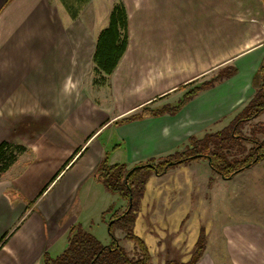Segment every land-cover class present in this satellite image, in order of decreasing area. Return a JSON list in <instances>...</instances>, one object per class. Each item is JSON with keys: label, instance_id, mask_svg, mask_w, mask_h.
<instances>
[{"label": "crops", "instance_id": "obj_1", "mask_svg": "<svg viewBox=\"0 0 264 264\" xmlns=\"http://www.w3.org/2000/svg\"><path fill=\"white\" fill-rule=\"evenodd\" d=\"M118 1L0 0V143L26 147L0 176V240L8 233L0 264H43L49 247L67 238L66 217L76 205L82 209L81 190L100 191L95 174L112 151L100 136L109 128L120 140L111 164L133 166L228 126L257 90L264 0H121L129 43L109 81L95 84L97 39ZM227 65L236 73L176 114L115 123L144 106L175 105L185 86ZM188 164L190 181L212 176L209 161ZM244 173V190L264 182V159ZM189 193L192 201L195 187ZM20 196L29 200L20 203ZM239 225L246 235L236 239L242 246L252 239L257 252L238 253L235 264H264V227Z\"/></svg>", "mask_w": 264, "mask_h": 264}, {"label": "rangeland", "instance_id": "obj_2", "mask_svg": "<svg viewBox=\"0 0 264 264\" xmlns=\"http://www.w3.org/2000/svg\"><path fill=\"white\" fill-rule=\"evenodd\" d=\"M230 67L227 65L217 71L213 70L208 79L200 81L198 84L212 80L229 70ZM192 87L194 85L185 86V89L189 90ZM245 106L239 112L243 111ZM261 114L262 117L259 118ZM261 114L255 115V117L254 114H247L249 119L239 123L242 136L264 140V129L261 126V124L264 125V111ZM41 124L43 121L37 122V125ZM113 127L115 126L100 136V139L107 143L108 149L112 150L107 153L110 164V160L117 159L116 154L113 156L115 152L113 150L115 144L120 141ZM112 134L114 138L110 140ZM244 144L247 148L253 146L252 142L245 141ZM187 146L185 145L180 151L187 149ZM190 146H193L192 143ZM189 153L190 151L178 153L177 157L189 155ZM164 161H170V158L159 157L153 162L161 164ZM171 162H176V160ZM188 163L190 161L170 166L163 174L151 172L142 198L140 201L138 200L134 232L148 246L151 263L188 264L187 262L192 257L198 240L202 236L205 239L204 252L195 264H235L238 253L253 254L257 252V247L252 239L247 240L248 246H242L236 239V235L240 234L241 237L243 234L246 235L242 232L244 231L243 226L239 225L243 222H253L264 227V190L262 188L264 182H251L253 185L245 188V191L241 182L246 179L245 170L232 178L223 179L212 169L211 177L209 175L205 181L196 183L193 180L190 181ZM208 167L211 169L209 165L206 166V169ZM130 168L132 167L129 166L127 169ZM199 168L204 170L205 166ZM138 175L141 174L138 173ZM98 182H100L99 193L95 186L92 194L87 192V188L81 190L79 199H81L82 209L76 205L67 215L66 220L72 221L71 227L82 225L106 244L108 241L111 242V236L108 224L103 219L105 218L107 221L113 215H121L128 207V200L122 198L120 194L108 190L102 179ZM193 187H195V199L190 201L189 191L193 190ZM11 196L15 197L17 193L13 192ZM79 199L77 198V204H79ZM28 200L20 196V203ZM111 206H113L112 210H110ZM239 221L241 222L237 224ZM125 234L126 232L122 229H116V236L127 253L131 257L138 258L140 256L139 245L133 240L126 239ZM68 235L67 238L63 237L54 246L49 247L48 254L50 256L56 257L60 254L67 242Z\"/></svg>", "mask_w": 264, "mask_h": 264}, {"label": "trees", "instance_id": "obj_3", "mask_svg": "<svg viewBox=\"0 0 264 264\" xmlns=\"http://www.w3.org/2000/svg\"><path fill=\"white\" fill-rule=\"evenodd\" d=\"M128 43L129 18L126 7L120 0L115 3L110 13L108 25L100 31L97 39L93 55V81L95 84L109 81V76L117 68ZM235 73L236 68L230 67L229 70L212 80L205 81L189 89L175 105H164L161 108L144 106L139 112L123 117L115 123L120 124L165 113L176 114L198 92L214 86L216 82L229 78ZM258 78H260V83L255 94L249 100L245 109L239 112L228 126L216 132L206 133L202 138L191 137L189 144L192 143L193 146L189 144L187 146L186 144L187 149L183 151L177 149L162 156L164 159L170 158V161L158 164L153 162L156 160V157H154L127 169L129 165L124 162L109 164L108 159H104L99 165L95 177L100 181L102 179L108 190L118 193L122 198L128 200V207L121 215H113L110 218L111 221L107 220L111 242L105 244L82 225H74L69 231L68 242L63 251L56 257H52L46 252L43 256V264H152L148 246L134 232L138 210L137 203L142 198L150 173L163 174L170 166L193 159L205 158L216 173L224 179H229L264 159V140L242 136L239 125L245 119H249L247 114H254L255 117V115L257 116L264 111V61L260 66ZM261 126L264 129V125L261 124ZM245 141L252 142L253 146L247 148L244 144ZM25 149L26 147L22 144L9 141L0 143V176L17 159L18 154ZM188 151H190L189 155H184L183 158L177 157L178 153ZM172 160H176V162H171ZM138 173L141 175H138ZM47 186L44 187L39 196L43 194ZM31 205L32 202L27 207ZM112 208L113 206L110 210ZM117 228L126 232V239L133 240L139 245L140 256L138 258L131 257L124 249L116 236ZM7 237L8 233L4 234L0 242L2 243ZM204 246L205 239L202 236L198 240L197 247L189 262H187L188 264H195L200 260L204 252Z\"/></svg>", "mask_w": 264, "mask_h": 264}]
</instances>
